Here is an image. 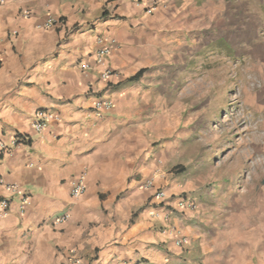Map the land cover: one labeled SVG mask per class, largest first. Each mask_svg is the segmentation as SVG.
<instances>
[{"label": "crops", "instance_id": "obj_1", "mask_svg": "<svg viewBox=\"0 0 264 264\" xmlns=\"http://www.w3.org/2000/svg\"><path fill=\"white\" fill-rule=\"evenodd\" d=\"M2 1L0 144H23L0 148V199L10 202L0 264H264V220L255 219L264 199L204 187L201 172L188 178L193 169L175 173L182 121L176 92L161 86L177 65L203 57L201 26L189 19L206 16V0ZM50 18L57 24L45 28ZM99 38L115 41L101 64ZM99 100L112 104L101 116ZM41 109L60 121L39 134ZM81 178L86 192L76 199ZM148 180L153 188L143 187ZM159 188L164 201L154 197ZM183 193L197 211L179 208ZM178 238L188 240L183 248Z\"/></svg>", "mask_w": 264, "mask_h": 264}, {"label": "rangeland", "instance_id": "obj_2", "mask_svg": "<svg viewBox=\"0 0 264 264\" xmlns=\"http://www.w3.org/2000/svg\"><path fill=\"white\" fill-rule=\"evenodd\" d=\"M204 2L206 16L189 19L201 26L203 57L177 65L161 86L176 92L171 100L182 121L174 139L181 156L175 173L193 169L188 178L206 175L204 187H232L250 198L255 192L262 201L264 0Z\"/></svg>", "mask_w": 264, "mask_h": 264}, {"label": "built area", "instance_id": "obj_3", "mask_svg": "<svg viewBox=\"0 0 264 264\" xmlns=\"http://www.w3.org/2000/svg\"><path fill=\"white\" fill-rule=\"evenodd\" d=\"M130 1L133 4H135L136 6H142L146 2V0H130ZM2 3H3V1L0 0V4H2ZM154 11H155V7L152 5L148 6L146 8V13L148 15H152L154 13ZM60 23L61 22H59V24ZM56 24H57V21L50 18L44 24V27L50 28V27L55 26ZM98 43L100 45V49L97 53V62L101 64L105 60V58H107L108 55L111 54V52L114 48V45H115V41H108L104 38H99ZM0 69H1V63H0ZM82 69L83 70H89L90 65L89 64H83ZM110 74H111V72L109 70H104V72H102V78L107 79V78H109ZM111 108H112V104L109 101L99 100L96 102L95 112L97 113L98 116H101V115L105 114L106 112H108ZM59 121H60V115L58 112H56L55 110L41 109V110L36 111V113L34 115V121H33L32 126H33V129L37 133L42 134L48 130L51 123L59 122ZM22 144H23L22 142L14 140L12 147H9L2 142L0 144V148L2 151L9 153L8 149L16 148ZM143 187L147 188V189L153 188L154 183H153V181L148 180L143 184ZM10 189L15 193H22V190L17 185L10 187ZM85 192H86V184H85L84 178H81L80 180L74 182L73 188L71 190V196L73 198L78 199V198L82 197ZM154 197L157 200L164 201L167 199L166 191L162 188H159L154 193ZM177 203H178L179 208H181V209H186V210L193 211V212L198 210V202L195 199V197H193L191 194H187V193L181 194L178 197ZM24 204H28V198H26L24 200ZM9 214H10V202H9V200L0 199V219H5L6 217L9 216ZM68 218H69V215L60 216V217L55 219L54 224H62ZM187 241L188 240L186 238H178L175 241V243L178 247L183 248L186 245Z\"/></svg>", "mask_w": 264, "mask_h": 264}, {"label": "trees", "instance_id": "obj_4", "mask_svg": "<svg viewBox=\"0 0 264 264\" xmlns=\"http://www.w3.org/2000/svg\"><path fill=\"white\" fill-rule=\"evenodd\" d=\"M105 15V14H104ZM144 70L143 71H141V72H139L135 77H133L132 79H131V81H134V80H137V79H139L140 78V76H142L143 74H144ZM181 171V170H180Z\"/></svg>", "mask_w": 264, "mask_h": 264}]
</instances>
